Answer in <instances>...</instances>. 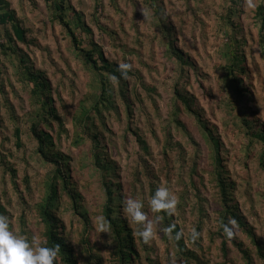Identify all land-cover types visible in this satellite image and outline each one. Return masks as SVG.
<instances>
[{"label":"rangeland","instance_id":"rangeland-1","mask_svg":"<svg viewBox=\"0 0 264 264\" xmlns=\"http://www.w3.org/2000/svg\"><path fill=\"white\" fill-rule=\"evenodd\" d=\"M8 3L30 44L19 43L17 52L47 78L58 118L35 119L39 106L19 82L16 56L0 57V214L9 216L13 232L45 242L36 205L55 168L37 152L35 127L52 138L66 182L88 213L84 222L65 196L55 211L78 264H119L104 217L108 187L118 199L114 217L133 238L132 264H242L233 240L255 252L243 230L225 238L219 228L217 174L264 248V147L257 138L264 134V0H64L79 49L93 51L94 59L101 53L116 70L132 65L120 87L103 70L94 79L44 0ZM232 54L244 68L231 77L233 88L226 76ZM100 82L109 102L95 112ZM161 184L178 198L172 219L195 259L178 253L160 221L155 239L144 244L122 211L124 198H139L155 220L148 201ZM254 264L264 262L255 256Z\"/></svg>","mask_w":264,"mask_h":264},{"label":"trees","instance_id":"trees-1","mask_svg":"<svg viewBox=\"0 0 264 264\" xmlns=\"http://www.w3.org/2000/svg\"><path fill=\"white\" fill-rule=\"evenodd\" d=\"M47 4L48 8L51 10V18L53 21L59 23L70 35V42L74 47H81L80 42L75 38L73 32L70 29V25L68 23V18L66 15L67 6L64 3V0H44ZM79 20V18L75 15L73 16ZM0 57H7L11 53V55L16 56V69L18 71L17 77L19 78V82L22 83L29 90V98L30 100L39 106V112L35 114V119L43 122L46 119V116H50L57 120V116L55 114L54 108H52V98L50 96V85L42 72L37 70H33V67L30 64V60L28 59V55L22 54L20 55L18 50V44H24L29 46V42L26 40V31L20 25L19 20L16 17L15 12L10 8L8 0H0ZM168 31V30H167ZM79 52L83 54L84 62L86 65H91L90 70L94 74V79L99 81L101 73L98 71L103 70L107 72L112 77H117V85L125 86V82L120 78V73L116 70V66L108 63L103 58L102 54L98 52L97 59H94L93 51H85L83 49H79ZM173 54L177 56V58L182 62L183 60L188 62V58L184 59V56H180L175 49L173 48ZM231 63L229 68L227 69L226 76L230 79V83L232 88L235 87V82L233 78L235 72L240 70L241 73V63L242 58L238 57L237 54L231 55ZM98 62H97V61ZM102 63L99 66V63ZM182 62V63H186ZM4 63L0 58V66ZM98 73V74H97ZM100 74V75H99ZM99 77V78H98ZM235 77V76H234ZM110 80V77L106 78ZM100 92L101 94L97 97L98 101L95 103V112L98 110L97 105L100 104L101 107H108V100L105 98V95H108L109 91L106 89L105 82H100ZM124 89H120V92H123ZM28 98V99H29ZM97 108V109H96ZM245 125H248V122H245ZM32 134L37 139L38 154L43 158L50 162L54 168L55 173L52 179L48 180L46 183L45 192L42 200L36 205V210L40 221L43 225L44 230V246L53 247L56 245L60 246V252L57 257L56 264H78L77 260L74 256V251L67 244V241L61 235L62 231L60 228V223L58 218L55 216V211L61 201L63 196L69 198L71 203V208L74 214L82 217L84 222L87 220V211H85L84 207L80 205L79 199L80 196L77 193V190L73 188V186L66 182V169L64 168L63 156L58 152L53 150L52 138L34 128H31ZM14 134L16 140H19L20 130L15 128ZM257 138L263 143L264 147V134H258ZM213 140V139H212ZM217 143H215L216 145ZM20 147V144H17ZM217 146V145H216ZM107 169L112 168L111 164H107ZM105 168V170H107ZM216 185L219 192L220 197V211H218V220L220 223V230L223 232V235L226 237L223 227L229 222H235V227L246 233L250 244L253 246L255 254H252L247 248H243L241 244H238L235 240H233V245L237 248L238 252L241 255L242 264H254V257L256 256L260 261L264 262V248L262 243L257 240V237L252 232L251 227L247 225L244 217L239 212V209L234 204H231V199L228 198L226 192V184L224 179L220 177L219 174L216 175ZM60 186V189H59ZM107 203L104 209V217L106 220V224L111 228L113 235L116 240V251L115 256L119 262V264H132L134 258L137 256V252L134 248L133 238L129 231L125 230V225L121 219L114 217L115 208L113 203L117 202L116 195L111 188L106 189ZM161 227L165 230L169 226H175L173 230V237L175 232L180 231L178 224L174 223L172 216H163L160 220ZM88 229V228H87ZM87 229L85 231H87ZM174 242V247L177 249L178 253L187 258L195 259V254L190 251L181 237L179 240L172 238ZM221 253L226 256L225 253V239L221 242ZM206 264V263H203Z\"/></svg>","mask_w":264,"mask_h":264},{"label":"clouds","instance_id":"clouds-1","mask_svg":"<svg viewBox=\"0 0 264 264\" xmlns=\"http://www.w3.org/2000/svg\"><path fill=\"white\" fill-rule=\"evenodd\" d=\"M121 79H128L132 71L130 63H121L118 66ZM117 80V77H113ZM178 205L177 196L170 190L166 184L158 186L148 201V207L155 220L150 219L148 212L145 211V203L139 198H124L122 201V211L131 223L138 228L137 235L144 244L150 245L155 239L157 232L156 226L163 216H172L175 214ZM174 225L165 229L170 238L179 240L183 233H172ZM101 232L108 231L104 222L100 224ZM223 231L227 238H231L235 231V222H229L224 225ZM199 233L194 229L191 233L193 240L197 239ZM60 252V246H44L40 239L35 235L31 238L16 234L11 230L10 218L7 215L0 214V264H56Z\"/></svg>","mask_w":264,"mask_h":264}]
</instances>
